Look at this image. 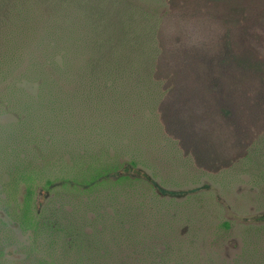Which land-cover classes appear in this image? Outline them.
<instances>
[{
	"label": "trees",
	"instance_id": "16d2710c",
	"mask_svg": "<svg viewBox=\"0 0 264 264\" xmlns=\"http://www.w3.org/2000/svg\"><path fill=\"white\" fill-rule=\"evenodd\" d=\"M208 1L212 36L192 10L166 17L134 0H0V115L13 116L0 125V264H195L160 223L185 207L159 188L157 139L175 167L234 151L239 166L213 171L264 180V0L249 15ZM255 222L234 264H264Z\"/></svg>",
	"mask_w": 264,
	"mask_h": 264
},
{
	"label": "rangeland",
	"instance_id": "374dc122",
	"mask_svg": "<svg viewBox=\"0 0 264 264\" xmlns=\"http://www.w3.org/2000/svg\"><path fill=\"white\" fill-rule=\"evenodd\" d=\"M134 1L145 5V7L148 5L158 7L161 13L167 15L166 17L191 14L192 12L185 11L192 10L195 13L194 16L200 15L205 19V21L202 20L201 32L206 30L208 35L212 36L218 29H216L215 21L211 22V20H215L213 14L217 12L218 8L211 7L208 0H172L167 4L166 0ZM248 1L250 0H239L241 5H238V10L246 15L252 11V1L251 3ZM232 10L235 14L237 13L235 9ZM232 20L229 18L228 23L237 24ZM206 21H210V23H206ZM257 21L264 22V17L258 18ZM198 23L199 21L196 24L198 25ZM208 26L210 28L205 29ZM73 114L75 116V113ZM12 118L11 114H1L0 125L11 123ZM152 146L154 148L151 160H154L155 166L159 170L160 176L157 177L158 184L161 186L159 188L176 192L178 194L175 197L176 202L185 207L183 214L172 211L170 215H166L160 221L161 225L166 227V231H173L170 238L172 246L175 247L174 252L182 254L185 262L191 260L195 264H234L242 254L245 242L244 229L250 224H257L255 220L264 216V180L258 176L259 170H245L242 167H231L233 169L227 170L223 167V174L217 170L213 171L214 169L211 167L216 160L219 163L223 161L225 166H239L241 162L237 159L238 154L234 151L227 154H216V159L213 156H206L202 159L191 155L189 164H192V167L190 166L188 170L178 168L173 165L174 161L165 140L157 139L150 148ZM228 155L231 156L228 158ZM71 164L72 161L67 157L64 158L61 165L57 163L54 167L48 168V173L43 177L40 176V186L43 185L45 178L53 179L54 175L52 174H60L59 168L67 169ZM71 170L69 169L67 172L70 173ZM161 182L167 184L166 188ZM0 188H2L1 183ZM22 191H24L23 184L19 186L17 198L21 199ZM45 195L47 196L48 193L42 189L37 190L38 203H41ZM167 199L172 200L171 197ZM223 221H229L232 225L228 232H223L220 228ZM152 227L158 229L154 222H152ZM17 234V238L22 243L25 236ZM162 234L158 233L159 239L163 238ZM261 243L264 248V235L261 237ZM21 246L14 245L10 249L13 254L18 252L20 254Z\"/></svg>",
	"mask_w": 264,
	"mask_h": 264
}]
</instances>
